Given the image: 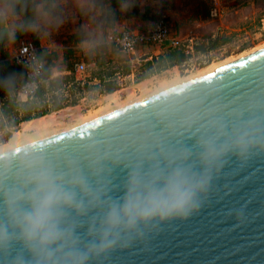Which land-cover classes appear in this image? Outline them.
Wrapping results in <instances>:
<instances>
[{
	"label": "clouds",
	"instance_id": "9594fccd",
	"mask_svg": "<svg viewBox=\"0 0 264 264\" xmlns=\"http://www.w3.org/2000/svg\"><path fill=\"white\" fill-rule=\"evenodd\" d=\"M130 6L122 4L121 10ZM60 8L37 0H0V26L8 25L3 35L14 39L18 9L30 12L19 23L27 31L58 28L64 22L55 14ZM81 44L85 51L95 47L91 39ZM248 75L255 86L227 108L217 84L179 106L171 100L152 106L151 113L161 116L169 106L181 110L188 101L215 97L190 147L158 145L113 160L89 140L75 142L70 156L39 150L40 137L34 135L0 141V264H102L117 246L144 240L163 222L191 216L225 157L241 163L264 158V66H252ZM15 79L0 81L6 96L12 95ZM186 124L195 127L194 115ZM116 166L126 171L120 194L113 196Z\"/></svg>",
	"mask_w": 264,
	"mask_h": 264
},
{
	"label": "water",
	"instance_id": "95a60500",
	"mask_svg": "<svg viewBox=\"0 0 264 264\" xmlns=\"http://www.w3.org/2000/svg\"><path fill=\"white\" fill-rule=\"evenodd\" d=\"M252 66H264V46L213 70L159 90L86 122L40 138L36 147L54 156H70L77 141H92L113 160L134 158L158 145L190 147L196 127L206 123L214 96L169 106L156 116L152 106L173 101L179 106L207 85L217 84L224 108L255 86ZM195 117V127L186 118ZM106 166L111 167L110 162ZM122 166L112 168L113 196L120 194ZM203 204L191 216L163 222L142 241L117 246L102 264H264V158L246 163L225 157L212 172Z\"/></svg>",
	"mask_w": 264,
	"mask_h": 264
},
{
	"label": "rangeland",
	"instance_id": "374dc122",
	"mask_svg": "<svg viewBox=\"0 0 264 264\" xmlns=\"http://www.w3.org/2000/svg\"><path fill=\"white\" fill-rule=\"evenodd\" d=\"M99 1L59 0L58 4L61 5V8L57 9L55 14L58 17V21L63 20V23H65V16L68 11L84 12L86 14L85 17L91 23V28L83 33L84 35L81 38L88 39L93 37L101 40L108 24L96 11ZM133 1L137 5L140 3L137 0ZM162 3L168 11V22L176 24L178 46L184 50V58L168 68V71L156 74L150 78L152 82L149 83L150 87L155 85L158 80L170 77L176 72L180 77H186L198 68L213 62H219L264 43V0H217L214 4L217 8L215 15L210 13L213 4L208 0H163ZM62 24L60 25L61 27ZM54 26L55 24L52 25V28ZM68 34L65 33L64 29L52 34L53 41L57 44L55 47L57 52H65V38ZM146 62L139 61V64L135 63L133 65L134 69L143 73L147 70ZM171 70L175 71L172 72ZM136 71L133 73V80L139 74ZM119 82L120 90L115 91V93L121 99L127 98V91L131 89H133L134 93H138V80L131 82L123 79ZM98 93H100L99 90L95 91L93 88H87L85 94L82 95L85 98L75 102L78 105L66 108L68 101L73 102L77 101V99L69 98L66 95L65 88H62V86H59L56 92L51 93V96L47 97L49 98L48 102L40 97L27 101L16 99L15 107L7 109L4 113L0 112L3 116L2 119L0 118V141H5L11 132L13 133L15 130L18 131L17 129H20L19 119L35 114L44 109L46 104L50 106L57 105L56 107L60 106L56 112L52 113L55 117L62 115L61 123H58L59 127L75 119L72 116L74 110H77L80 115H88L94 108L97 110L100 105L103 106L110 102L108 97H105V95L100 96ZM43 98L45 99V97ZM50 99L53 101L51 102ZM124 105L126 104H122V106ZM109 111H104V113ZM48 114H51V112Z\"/></svg>",
	"mask_w": 264,
	"mask_h": 264
},
{
	"label": "crops",
	"instance_id": "0c3cea01",
	"mask_svg": "<svg viewBox=\"0 0 264 264\" xmlns=\"http://www.w3.org/2000/svg\"><path fill=\"white\" fill-rule=\"evenodd\" d=\"M137 1L140 2L138 5L133 0H121L118 6L111 8L107 0L99 1L96 11L107 21L108 26L105 28V33L101 40L93 37L88 38L95 43V47L90 51H85L81 44V41L84 40L81 36L91 28V23H89L85 17L86 14L82 11H68L65 16V23L62 24V27L59 26L56 28V26H54L52 28V26H45L37 33L27 31L24 27L19 26L23 18L30 15V13L22 16L16 15L14 21L17 22L18 27L13 40L3 35V33L7 31L8 25L5 24L0 26V72L1 70H20L16 69L17 65L12 61L15 48L21 41L32 42L36 49L50 54L52 57L50 59V65L48 66V75H44L43 82L38 89L40 94H37L36 98L40 97L42 100L48 102L47 97H49V95L51 96V93L56 92L59 86H62V88H65L66 95L69 98L73 97V100L77 99V101L73 102L68 101L69 105L67 104V106H65L66 108L78 105L77 103L75 104V102L85 98L82 95L85 94L87 88H93L95 91L99 90L100 93L98 94L100 96L105 95V97H108L113 95L115 91L120 90V80L127 79L131 82L138 80L139 82L137 84H139L145 80H150V78L156 74L168 71L170 67L159 70L158 72L150 71L144 75H140L142 73L136 71L133 66L135 63L139 64V61H148L157 57L163 52L165 45H143L137 48L136 52L131 55L120 53L115 47L106 44L104 41L105 34L112 28L122 29L124 27H134L142 30L148 27L155 17L154 11L157 10L159 4H161L163 0ZM130 3V7L123 11L121 10L122 4L127 6ZM168 16L167 11V18ZM167 23L169 26V35L177 38L176 24L170 23L168 20ZM85 25H88V27L86 28ZM62 29L65 30V33L69 34L65 38V52H57L55 50L57 44L53 41L52 34ZM78 62L83 63L84 70L79 71L75 69V64ZM134 71L139 74L136 79L133 80L132 76ZM171 71L173 72L175 70ZM11 75H15L16 77V86L22 80V75L17 72ZM4 79H0V81ZM107 86H111V88L107 89ZM0 91L5 92L3 88H0ZM43 97H45V99ZM56 106L46 104L45 113L42 115L37 116L40 112L38 111L35 114L19 119L18 124L21 125L20 129H22L23 125L26 123L52 115V113L56 112L60 107ZM50 112L51 114H48Z\"/></svg>",
	"mask_w": 264,
	"mask_h": 264
},
{
	"label": "built area",
	"instance_id": "2783aa9c",
	"mask_svg": "<svg viewBox=\"0 0 264 264\" xmlns=\"http://www.w3.org/2000/svg\"><path fill=\"white\" fill-rule=\"evenodd\" d=\"M213 4L210 13L215 15L217 0H209ZM155 17L145 29L124 27L122 29L112 28L105 34V43L115 47L117 50L134 54L137 48L143 45H158L176 47L179 45L178 38L169 35L167 23V10L161 3L154 11ZM14 64L23 70L24 80L15 86L12 96L18 100H34L37 91L43 82V62L37 57L36 47L30 41H21L17 44L12 56ZM75 69L82 71L84 65L81 62L75 64ZM25 85H28L26 88ZM49 99V98H47ZM50 101H53L50 99ZM0 118L3 116L0 114Z\"/></svg>",
	"mask_w": 264,
	"mask_h": 264
},
{
	"label": "bare ground",
	"instance_id": "6f19581e",
	"mask_svg": "<svg viewBox=\"0 0 264 264\" xmlns=\"http://www.w3.org/2000/svg\"><path fill=\"white\" fill-rule=\"evenodd\" d=\"M262 46H264V43L256 45L247 51H243V52H240L236 55L227 57V58H225L219 62L210 63L204 67L198 68L195 72L191 73L190 75H188L186 77H180L176 72L173 75H171L170 77H165V78L158 80V82L155 85H153L152 87L149 86L151 79L145 80V81H143L137 85L138 93H134L133 89H131V90L127 91V98H125V99H121L120 97H118L117 94L113 93V95L108 96V100L110 101L109 103H106L103 106L100 105V107L97 108V110L94 108V110L90 111L88 115H82V114L80 115L77 110H74L72 113V116H74L75 119L69 123L63 122L64 124L62 127L58 126V123L59 122L61 123L62 115H60L59 117H55L54 115H48V116L33 120L29 123L24 124L22 129H20L18 131H14L12 133V135L10 136V138L6 142H9V141H12L15 139H19L21 136H23L25 134L34 135V136L41 138L46 134H50V133L54 134V132H56V131L59 132L62 130H66L68 128H71L72 126H76V125L81 124L83 122H86L90 119H93L97 115H100V114L102 115V113H104V111H109V110H113V109L115 110V108H118L120 106L122 107V104H124V103L129 104V102H134V101L139 100L145 96L153 94L159 90H162L164 88L173 86V85L178 84L180 82H183V81H185V80H187V79H189L195 75H198L204 71H207L209 69L213 70L217 66L225 64V63H227V62H229V61H231L237 57L245 55V54H247L253 50H256ZM47 136H49V135H47ZM44 137H46V136H44Z\"/></svg>",
	"mask_w": 264,
	"mask_h": 264
},
{
	"label": "trees",
	"instance_id": "16d2710c",
	"mask_svg": "<svg viewBox=\"0 0 264 264\" xmlns=\"http://www.w3.org/2000/svg\"><path fill=\"white\" fill-rule=\"evenodd\" d=\"M109 2V7H116L119 5V3L121 2V0H107ZM37 2H41V3H47V4H58L59 0H37ZM102 2V1H101ZM30 12H24L22 10L18 9V15H24V14H29ZM119 51V50H118ZM183 49L180 46H176V47H171V46H165L163 52L158 55L155 58H152L151 60H148L146 62V66H147V70L144 71L142 74L140 75H144L147 72L150 71H156L158 72L159 70L165 69L167 67H171L175 64H177L178 62H180L181 60H183L184 55H183ZM120 53H123L121 51H119ZM36 53H37V57L43 62V66H44V70H43V75L47 76L48 75V66L50 65V59L52 58L50 56V54H47L39 49H36ZM156 69H154V68ZM15 68V67H14ZM16 69H20V70H1L0 72V79H4L5 77H9L12 73L17 72L19 74L22 75V80L20 82H22L24 80V75H23V70L17 65ZM19 82V83H20ZM107 89L111 88V86H107ZM37 94L39 95V91H37ZM0 112L4 113L7 109L9 108H13L15 107V96H6L5 92H1L0 91ZM2 99V100H1ZM46 110V107H44V109L40 110L39 114H37V116L42 115L43 113H45L44 111ZM16 131V130H15ZM12 134V132H11ZM10 134V136H11ZM10 136L8 137L7 135V139L4 141L6 142Z\"/></svg>",
	"mask_w": 264,
	"mask_h": 264
}]
</instances>
